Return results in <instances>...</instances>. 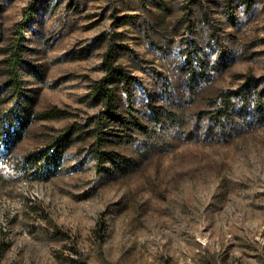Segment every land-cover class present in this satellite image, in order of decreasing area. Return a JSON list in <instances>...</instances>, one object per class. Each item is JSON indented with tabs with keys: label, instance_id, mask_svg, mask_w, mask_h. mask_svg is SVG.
<instances>
[{
	"label": "rangeland",
	"instance_id": "rangeland-1",
	"mask_svg": "<svg viewBox=\"0 0 264 264\" xmlns=\"http://www.w3.org/2000/svg\"><path fill=\"white\" fill-rule=\"evenodd\" d=\"M31 1L0 0V264H264V0H42L19 101L3 60ZM110 43L135 77L119 112L149 131L118 126L99 172ZM72 125L57 165L27 164Z\"/></svg>",
	"mask_w": 264,
	"mask_h": 264
},
{
	"label": "trees",
	"instance_id": "trees-1",
	"mask_svg": "<svg viewBox=\"0 0 264 264\" xmlns=\"http://www.w3.org/2000/svg\"><path fill=\"white\" fill-rule=\"evenodd\" d=\"M42 0H32L28 7L23 10L22 18L15 23L12 31L11 41L8 45L5 58L3 60V75L5 84L10 90L11 96L15 100H22L25 95V83L23 80V66L25 63V54L29 50L26 45V31L38 12ZM131 18L129 15L123 17ZM120 50H127L125 45L110 43L103 56L102 69L104 75L101 79L95 81L86 96L91 105L101 106L97 114L90 117L93 127L90 131L92 141L89 149L92 157L96 161V169L103 172L107 163L114 156L113 152L106 149L113 136H117L118 126L126 131L127 128L135 126L140 132L148 133L149 129L139 119L129 115L125 117L119 112L118 99L120 86H129L135 82V77L117 61V54ZM58 109L41 113L40 118H49L60 116ZM80 125H72L70 132L59 137L50 145L48 150L42 152L39 156L28 157L27 164L35 166L36 169L44 170L50 164L57 165L58 159L72 141L73 131L80 129ZM14 132L12 125L0 127V140L7 141L12 138ZM51 152H54L53 154Z\"/></svg>",
	"mask_w": 264,
	"mask_h": 264
}]
</instances>
